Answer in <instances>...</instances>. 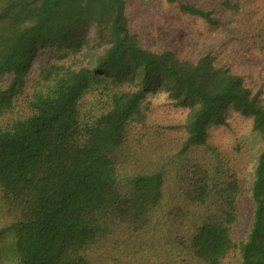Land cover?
I'll list each match as a JSON object with an SVG mask.
<instances>
[{
  "label": "trees",
  "instance_id": "1",
  "mask_svg": "<svg viewBox=\"0 0 264 264\" xmlns=\"http://www.w3.org/2000/svg\"><path fill=\"white\" fill-rule=\"evenodd\" d=\"M130 2L0 0V264H264V86L221 61L264 63V0H159L163 45Z\"/></svg>",
  "mask_w": 264,
  "mask_h": 264
},
{
  "label": "rangeland",
  "instance_id": "2",
  "mask_svg": "<svg viewBox=\"0 0 264 264\" xmlns=\"http://www.w3.org/2000/svg\"><path fill=\"white\" fill-rule=\"evenodd\" d=\"M130 12L133 24L142 30L147 36V41L163 45L170 40L173 34L172 28H164L165 16L159 0H131ZM174 22V21H172ZM176 41H181L184 46L181 48L185 54L199 55L209 50L217 51L219 43L226 40V36L211 30L202 21L184 20L182 29L176 34ZM221 61L231 65L237 71L247 73L248 83L255 89L264 86V63L258 57L247 54L242 46L237 42H230L225 52L222 54ZM239 142L243 145L242 152L247 162V171L251 168L256 159L257 152L260 150L259 138L250 130V126H245L237 137L229 140L230 145ZM249 208V206H247ZM247 208V211H250Z\"/></svg>",
  "mask_w": 264,
  "mask_h": 264
}]
</instances>
